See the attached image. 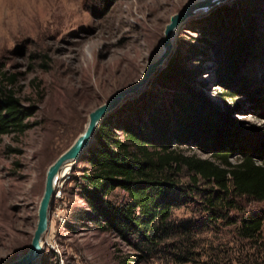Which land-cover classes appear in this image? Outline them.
Wrapping results in <instances>:
<instances>
[{"label": "rangeland", "instance_id": "obj_1", "mask_svg": "<svg viewBox=\"0 0 264 264\" xmlns=\"http://www.w3.org/2000/svg\"><path fill=\"white\" fill-rule=\"evenodd\" d=\"M197 1L0 0V88L15 92L31 113L23 135L0 136V264H16L28 253L49 167L83 133L95 109L142 79L172 18ZM219 7L183 24L165 65L143 92L117 110L147 94L135 105L139 118L144 121L151 109L143 105L153 104L168 107L176 119L173 95H197L230 121L225 148L236 163L242 150L264 149V44L235 78L227 77L216 47L209 45L206 21ZM177 54L192 74L187 89L157 80ZM231 91L233 98L226 95ZM117 134L123 138L120 131ZM207 140L188 138L172 149L210 159ZM86 169L88 164L81 160L59 181L44 252L36 264H263L264 224L259 240L252 242L241 235L240 220L257 215L264 223V202L237 198L239 209L218 206L219 218L213 220L202 190L215 188L200 181L196 190L192 174L184 168L173 173L181 192H187L184 205L172 213L173 235L151 251L104 231L92 219L77 184ZM106 200L118 207L131 201L122 189Z\"/></svg>", "mask_w": 264, "mask_h": 264}, {"label": "trees", "instance_id": "obj_2", "mask_svg": "<svg viewBox=\"0 0 264 264\" xmlns=\"http://www.w3.org/2000/svg\"><path fill=\"white\" fill-rule=\"evenodd\" d=\"M206 21L212 37L209 45L216 47L227 77L235 78L242 66L258 57L257 48L264 44V0H238L221 6ZM182 61L178 54L174 56L158 76V82L174 81L187 89L192 74ZM226 95L233 98L234 92ZM146 96L127 102L105 118L94 145L82 158L88 169L77 184L90 207V216L101 229L114 232L126 242L138 241L151 251L157 249L172 237L173 210L186 201L187 192H181L173 176L184 168L192 174L196 190L200 181L215 188L202 190L208 195L205 199L208 209L214 212L210 213L213 220L219 218V213H215L218 206L228 211L239 209L237 198L264 202V152L259 154L262 147L242 150L240 160L232 163L231 152L225 148L230 143L227 139L231 123L211 104L192 93L186 96L185 92H178L172 101L178 107L176 119L168 107L153 108L149 102L152 105H143L146 111L151 108L143 121L134 109ZM29 117L31 113L17 94L1 86L0 136L23 135ZM194 137L200 141L208 139L204 144H209L205 148L210 149V159L185 156L172 149L176 142ZM116 189L128 193L129 204L118 207L106 200ZM228 219V223H235ZM263 224L257 215L243 216L240 233L244 239L257 242Z\"/></svg>", "mask_w": 264, "mask_h": 264}, {"label": "water", "instance_id": "obj_3", "mask_svg": "<svg viewBox=\"0 0 264 264\" xmlns=\"http://www.w3.org/2000/svg\"><path fill=\"white\" fill-rule=\"evenodd\" d=\"M230 0H198L190 4L187 9L176 14L171 23L167 26L164 39L161 42L162 50L160 55L145 70L142 79L133 86L118 92L106 103L95 109L90 115L85 130L74 143L62 153L49 167L46 177L45 191L39 207L37 229L28 253L16 264H36L42 257L44 248L43 239L50 227V210L60 188L59 174L65 165L74 164L73 168L82 160L83 156L94 145L95 136L104 121L114 113L127 99L143 92L151 79L157 74L174 48V39L183 24L191 17L200 13H207L213 9L229 2ZM72 168V169H73Z\"/></svg>", "mask_w": 264, "mask_h": 264}, {"label": "bare ground", "instance_id": "obj_4", "mask_svg": "<svg viewBox=\"0 0 264 264\" xmlns=\"http://www.w3.org/2000/svg\"><path fill=\"white\" fill-rule=\"evenodd\" d=\"M174 43H175V39H174ZM161 50H162V46H160L159 48V51L157 53V55L155 56V58L150 62V64L160 55L161 53ZM149 64V65H150ZM74 164H69V165H65L61 171V173L59 174V181L64 177V174L68 171V170H71L73 168ZM59 184V183H58ZM42 246L44 248V244L42 242Z\"/></svg>", "mask_w": 264, "mask_h": 264}]
</instances>
